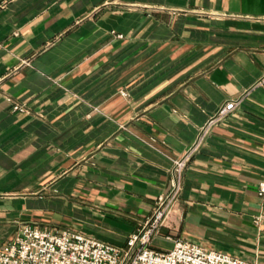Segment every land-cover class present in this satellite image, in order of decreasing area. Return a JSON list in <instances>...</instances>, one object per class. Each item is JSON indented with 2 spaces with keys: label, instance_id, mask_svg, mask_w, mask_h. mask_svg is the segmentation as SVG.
<instances>
[{
  "label": "crops",
  "instance_id": "obj_1",
  "mask_svg": "<svg viewBox=\"0 0 264 264\" xmlns=\"http://www.w3.org/2000/svg\"><path fill=\"white\" fill-rule=\"evenodd\" d=\"M230 100L160 231L264 264V0H0V249L23 225L124 247Z\"/></svg>",
  "mask_w": 264,
  "mask_h": 264
},
{
  "label": "built area",
  "instance_id": "obj_2",
  "mask_svg": "<svg viewBox=\"0 0 264 264\" xmlns=\"http://www.w3.org/2000/svg\"><path fill=\"white\" fill-rule=\"evenodd\" d=\"M125 96L124 93H122ZM7 101L12 102L10 99ZM238 101L230 100L221 105L198 131L195 141L170 171V190L159 196L150 217L131 234L124 247L98 241L92 237L68 230H51L47 227L23 225L15 236L0 249V264H251L229 254L209 251L197 244L173 240L170 250L152 247V240L160 235L173 205L181 192V178L187 162L203 143L210 129L235 110ZM12 111L26 110L12 103ZM258 195H264V183ZM166 241H171L168 235Z\"/></svg>",
  "mask_w": 264,
  "mask_h": 264
},
{
  "label": "rangeland",
  "instance_id": "obj_3",
  "mask_svg": "<svg viewBox=\"0 0 264 264\" xmlns=\"http://www.w3.org/2000/svg\"><path fill=\"white\" fill-rule=\"evenodd\" d=\"M165 234L163 233V231H160V235L156 236L153 240H152V247H154L157 250L160 251H167L170 250L173 246V243L170 241H166L164 239Z\"/></svg>",
  "mask_w": 264,
  "mask_h": 264
}]
</instances>
